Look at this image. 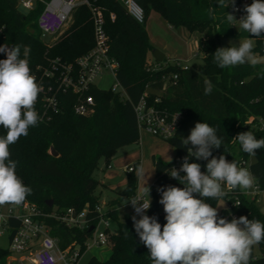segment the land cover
Wrapping results in <instances>:
<instances>
[{"label": "trees", "instance_id": "trees-1", "mask_svg": "<svg viewBox=\"0 0 264 264\" xmlns=\"http://www.w3.org/2000/svg\"><path fill=\"white\" fill-rule=\"evenodd\" d=\"M89 1L102 10L109 53L119 62L115 80L125 93L94 85L89 90L94 100V112L81 115L75 111L76 94L64 91L58 83H53V79L38 73L37 83L54 86L57 107L47 118L39 116L36 126L29 127L28 135L21 136L9 146L10 159L17 161V176L31 189L25 200L49 213H63L70 207L76 211L87 208L90 225H94L99 218L96 206L100 205L99 196L95 194L99 180L94 176L99 158L104 157L106 166H109L119 148L140 140L135 105L145 93L151 103L158 97L155 103L158 108L184 115L175 135L167 139L174 146L176 156L169 162L154 160L156 186L151 187V207L147 215L156 216L163 227L165 213L157 190L166 186H183L165 170L170 171L178 158L187 156V148L181 146L180 138H187L197 122L218 129L223 144L212 150L213 156L225 155L229 162L238 163L252 156L242 150L235 139L238 134L251 131L257 139L264 138V129L252 127L258 117L264 118V63L255 67L245 63L221 69L214 62L213 54L221 47V38L248 37L234 22H228L226 15L232 14V7L220 6L219 0H135L144 11L142 23L128 13L120 0ZM18 2L0 0V25L3 27L0 45H21V58L23 46H30L32 75L37 73L38 65L48 66L53 58L74 62L93 47V16L87 4L74 9L71 25L65 34L46 42L38 25L43 3L22 10ZM153 11L160 13L171 27L183 26L190 33L202 34L197 53L202 56V62L182 69L173 63L164 65L150 56L154 46L146 21ZM255 40L254 52L264 54V35ZM5 58L6 55L0 53V60ZM153 63L159 68L153 69ZM205 79L211 80L214 86L210 95L204 94ZM249 120L252 122L244 126ZM5 134L6 130L0 126V136ZM52 147L57 156L51 153ZM253 157L255 161L250 165V171L264 186V148L257 150ZM191 162L200 163L201 169L206 171L207 161L192 158ZM134 165L138 168L139 162ZM137 191L136 171H128V184L121 197L106 203V214L117 221L115 229L108 232L111 254L104 260L92 256L86 264H151L149 250L140 242L133 227L132 215L126 214L123 221L119 218L118 206L134 198ZM223 198L231 206L222 208L219 217L230 221L233 217L246 216L249 220L264 223V212L254 199L242 195L241 203L233 205L232 199ZM205 202L216 207L219 200L205 198ZM46 222L50 234L58 238L62 248L78 242L82 245V253L86 251L83 244L92 233L91 227H68L55 218H47ZM12 223L18 225L15 221ZM258 245L261 256L255 257L251 253L249 264H264V240ZM9 253L8 248L0 246V264H7Z\"/></svg>", "mask_w": 264, "mask_h": 264}, {"label": "clouds", "instance_id": "clouds-1", "mask_svg": "<svg viewBox=\"0 0 264 264\" xmlns=\"http://www.w3.org/2000/svg\"><path fill=\"white\" fill-rule=\"evenodd\" d=\"M219 5L239 11L235 0L228 3L219 0ZM244 12L246 15L239 20L231 13L226 15L228 22H238L248 37L238 45L230 42L231 46L214 52V62L221 69L264 63V58L254 52L253 43V38L264 35V0H253L245 5ZM21 47L0 45V53L6 55L0 60V126L6 130L0 136V206H18L31 193L17 176V161L10 159L9 151V146L21 136H27L29 127L36 126L39 120L35 104L41 87L29 67L30 46H23V58ZM203 83L204 94L210 95L212 81L205 79ZM180 139L188 154L179 169L165 172L184 187L166 186L157 190L165 213L163 227L156 216L147 215L151 207V188L147 181L140 194L130 199L135 212L133 227L149 250L151 264H249L253 246L264 240V223L246 216L233 217L230 221L219 217L218 208L205 202V198H223L227 194L225 186L230 190L253 189L255 177L236 161L229 162L225 155L213 156L212 150L221 148L223 138L208 123L197 122L187 138ZM235 139L252 156L264 148V138L257 139L251 131L240 133ZM192 158L207 161L206 171H201L200 163H189ZM135 171L139 177L145 175L142 165Z\"/></svg>", "mask_w": 264, "mask_h": 264}, {"label": "built area", "instance_id": "built-area-1", "mask_svg": "<svg viewBox=\"0 0 264 264\" xmlns=\"http://www.w3.org/2000/svg\"><path fill=\"white\" fill-rule=\"evenodd\" d=\"M126 7L128 13L138 22H144V11L135 0H120ZM43 3L44 7L38 18V25L41 31L42 39L49 36L48 41L57 40L64 31L67 23L71 20L74 9L80 4L90 6L94 25V45L74 62H65L60 58H53L48 66L38 65V73L43 77L53 79V83H58V87L64 91H72L77 96L75 111L81 115H90L94 112L93 96L89 90L96 85V79L104 74H112L114 82L111 88L114 91L125 93L123 88L116 82V71L119 62L109 53L108 36L104 28V16L99 7L93 6L89 0H19V8L22 10L33 9L36 3ZM253 0H235V7L239 11H233L232 14L237 20L246 15L245 5H250ZM114 18V15H112ZM239 25L238 22H234ZM0 25V31L2 30ZM46 41V40H45ZM46 41V42H48ZM173 64L182 69H188L189 65L180 60ZM153 69L159 68V65L153 63ZM177 76L175 75V78ZM41 91L39 93L35 110L40 118L49 116V112L57 107L54 86L49 84H39ZM97 86V85H96ZM159 98L151 103L145 93L135 105L137 122L139 128L145 129L151 134L163 139L171 138L175 135L182 119V112H169L167 109H160L156 106ZM252 120L247 121L244 126H248ZM252 127L263 130L264 118L258 117ZM183 163V158H178L172 168L179 169ZM189 163L191 159H189ZM247 159H241L238 166H246ZM135 165L128 167V171H134ZM171 171V170H170ZM201 171H204L201 169ZM185 175L184 173H181ZM226 195L232 199L233 205L241 203V196L244 195L257 201L258 197L264 198V186L255 180L253 191L241 190L240 188L228 189L225 186ZM140 194L137 192L135 197ZM147 199V197H145ZM230 207V202L227 201ZM96 210L99 218L96 224L90 225V219L87 217L88 209L76 211L73 207L68 208L63 213L45 212L35 203L25 200L20 205L5 204L0 206V233L10 231V242L8 246L9 256L7 264H78L82 256V245L73 242L62 248L58 238L50 234V226L47 224V218H55L68 227H92V233L84 242V247H100L110 245L109 238L110 217L106 214L107 208L103 205H97ZM163 210V207H162ZM130 214L135 215L131 206ZM139 217V216H137ZM12 221L18 222L17 226ZM16 226V227H15ZM102 226V228H100Z\"/></svg>", "mask_w": 264, "mask_h": 264}, {"label": "rangeland", "instance_id": "rangeland-1", "mask_svg": "<svg viewBox=\"0 0 264 264\" xmlns=\"http://www.w3.org/2000/svg\"><path fill=\"white\" fill-rule=\"evenodd\" d=\"M71 25V20L67 23L61 35L65 34ZM239 26V25H237ZM146 27L150 33V41L154 48H157L166 55L163 64H170L174 59H180L187 65L202 62V56H198L199 39L201 33H190L185 27H171L160 13L153 11L147 21ZM60 35V36H61ZM246 37H223L219 43L221 47H229L230 42L238 45ZM49 36L44 37V41H48ZM254 47L256 40L253 38ZM260 58H264V54L256 52ZM152 57V52L150 54ZM114 77L110 73L99 76L96 79V85L103 89H108L112 86ZM140 141L125 145L117 150L110 160V165L106 166L104 157H100L98 167L94 170V176L99 180V184L95 189V194L99 196L100 202H108L113 199L121 197V192L128 184V167L139 162L140 166L144 168L145 175L138 176V191L145 186L146 181L150 188L156 186L154 160L168 162L176 156L174 146L167 140L155 136L145 129L141 130ZM255 161L253 156L248 157L245 168L250 171V165ZM251 172V171H250ZM148 179V180H147ZM184 185L181 187L183 188ZM253 191V189H249ZM126 201L122 202L125 203ZM257 205L260 210L264 212V198L259 196ZM100 205H102L100 203ZM227 206L224 198H220L216 207L218 212ZM120 221L124 220L126 214L129 213L130 207L128 205H119ZM106 209V205L104 206ZM110 229L113 231L117 225V221L110 218ZM102 228V226H100ZM10 231L0 233V246L8 248L10 242ZM255 257L261 256V249L259 245H255L251 252ZM111 254V245H104L100 247H89L83 253L78 264H86L92 256L104 260Z\"/></svg>", "mask_w": 264, "mask_h": 264}, {"label": "water", "instance_id": "water-1", "mask_svg": "<svg viewBox=\"0 0 264 264\" xmlns=\"http://www.w3.org/2000/svg\"><path fill=\"white\" fill-rule=\"evenodd\" d=\"M152 55H153V58L157 61V62H163V60L165 59V54L163 52H161L160 50H158L157 48H153L152 50ZM51 153L54 155V156H57L58 153L57 151L52 147L51 148ZM49 203L52 205L53 201L50 200ZM91 230H92V227H91Z\"/></svg>", "mask_w": 264, "mask_h": 264}, {"label": "crops", "instance_id": "crops-1", "mask_svg": "<svg viewBox=\"0 0 264 264\" xmlns=\"http://www.w3.org/2000/svg\"><path fill=\"white\" fill-rule=\"evenodd\" d=\"M149 36H150V33H149ZM150 37H151V36H150ZM152 57H153V56H152ZM165 58H166V55H165ZM176 60H180V59H174V61H176ZM174 61H173V62H174ZM180 61H181V60H180ZM173 62H172V63H173ZM140 138H141V136H140ZM139 141H140V140H139ZM168 162H169V161H168ZM139 167H140V163H139ZM137 192H139V191H137ZM127 201H128V200H126V202H127ZM126 202H125V203H126ZM100 203H101L103 206H105L107 202H104V201H103V202H100ZM125 203H123V204H124V205H128V206L130 207V210H131V202H130V199H129V202H128L127 204H125ZM123 204H121V205H123ZM129 213H130V211H129ZM82 255H83V254H82Z\"/></svg>", "mask_w": 264, "mask_h": 264}]
</instances>
